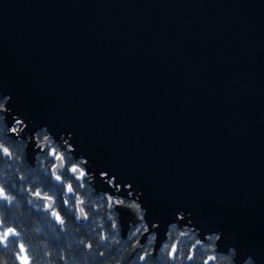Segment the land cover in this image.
Wrapping results in <instances>:
<instances>
[{"label": "water", "instance_id": "obj_1", "mask_svg": "<svg viewBox=\"0 0 264 264\" xmlns=\"http://www.w3.org/2000/svg\"><path fill=\"white\" fill-rule=\"evenodd\" d=\"M0 92L161 237L184 214L264 264V0H0Z\"/></svg>", "mask_w": 264, "mask_h": 264}, {"label": "clouds", "instance_id": "obj_2", "mask_svg": "<svg viewBox=\"0 0 264 264\" xmlns=\"http://www.w3.org/2000/svg\"><path fill=\"white\" fill-rule=\"evenodd\" d=\"M10 102L0 92V264H237L235 248H220L222 233L185 225L184 214L161 237L138 198H120L115 178L105 180L111 192L97 190L71 137L58 141L47 126L28 134L32 122L16 116L9 125ZM120 210L135 224L125 227Z\"/></svg>", "mask_w": 264, "mask_h": 264}, {"label": "rangeland", "instance_id": "obj_3", "mask_svg": "<svg viewBox=\"0 0 264 264\" xmlns=\"http://www.w3.org/2000/svg\"><path fill=\"white\" fill-rule=\"evenodd\" d=\"M62 135L64 136L65 139H68V138L70 137V136L67 135V134H62ZM62 135L57 136V137H55V138L59 141V140H60V137H61ZM69 143H70V140H69ZM75 155H76L77 157H80V155H77L76 152H75ZM91 171H92V169H91V167H89V172H91ZM110 179H112V178H110ZM125 187H126V188H129L128 184L125 185ZM179 215H180V214H179Z\"/></svg>", "mask_w": 264, "mask_h": 264}, {"label": "flooded vegetation", "instance_id": "obj_4", "mask_svg": "<svg viewBox=\"0 0 264 264\" xmlns=\"http://www.w3.org/2000/svg\"><path fill=\"white\" fill-rule=\"evenodd\" d=\"M127 198H129V195H128V197ZM127 198H125V199H127Z\"/></svg>", "mask_w": 264, "mask_h": 264}, {"label": "trees", "instance_id": "obj_5", "mask_svg": "<svg viewBox=\"0 0 264 264\" xmlns=\"http://www.w3.org/2000/svg\"><path fill=\"white\" fill-rule=\"evenodd\" d=\"M243 264V263H242Z\"/></svg>", "mask_w": 264, "mask_h": 264}]
</instances>
